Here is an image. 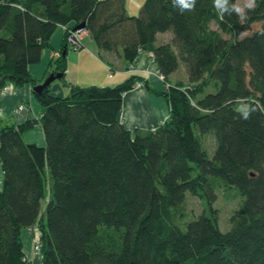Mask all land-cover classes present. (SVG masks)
Masks as SVG:
<instances>
[{"label":"trees","instance_id":"obj_1","mask_svg":"<svg viewBox=\"0 0 264 264\" xmlns=\"http://www.w3.org/2000/svg\"><path fill=\"white\" fill-rule=\"evenodd\" d=\"M257 4L241 21L219 18L212 0L183 14L172 0H144L136 14L125 0H0V87L36 85L29 65L55 29L84 21L102 51L127 62L150 51L169 103L163 123L132 130L118 115L123 94L142 82L136 74L65 84L63 94L53 81L33 89L40 117L0 126V264H26V229L37 230L41 264H264V0ZM165 31L170 39L157 42ZM62 53L51 71L61 77ZM180 63L187 83H171ZM243 105L257 108L248 120ZM36 123L45 145L22 137ZM219 193L238 199L226 230L213 206ZM189 195L202 203L192 217Z\"/></svg>","mask_w":264,"mask_h":264},{"label":"crops","instance_id":"obj_2","mask_svg":"<svg viewBox=\"0 0 264 264\" xmlns=\"http://www.w3.org/2000/svg\"><path fill=\"white\" fill-rule=\"evenodd\" d=\"M125 7L128 11L126 2ZM170 37L169 31L159 32L157 33V42L169 40ZM81 41L82 47L79 49L67 46V50L63 54L65 55V69L63 77H60L64 83L61 86L57 82H52L51 87L54 92L63 94L62 88L67 91L65 84L69 83L114 85L125 80L131 74H136L142 79V82L123 94L122 108L118 115L120 121L129 129L145 130L163 123L168 118L169 103L166 98L157 93V91H162L165 88L166 83L158 73L150 51L142 50L134 61L127 62L124 60L121 51L113 53L100 50L87 30L83 33ZM64 44L63 28L58 26L50 37L48 46L42 50L40 61L29 65V72L38 83L42 82L55 68L51 52L54 49H60ZM50 61L53 64H50ZM175 72L169 75L171 83L180 80L174 76ZM170 76L174 77L173 80H170ZM184 76L187 77L185 68ZM145 83L151 90L147 88ZM41 111V105L34 96L31 84L17 86L11 82H6L0 87V126L19 124L27 118L38 119ZM22 137L26 142L45 145L44 133L39 123L26 129ZM2 183L3 171L0 167V187ZM28 236L32 245L31 234ZM24 252L26 264H40L41 253L34 250L33 246L28 250L24 249ZM27 254L30 256L28 263Z\"/></svg>","mask_w":264,"mask_h":264},{"label":"rangeland","instance_id":"obj_3","mask_svg":"<svg viewBox=\"0 0 264 264\" xmlns=\"http://www.w3.org/2000/svg\"><path fill=\"white\" fill-rule=\"evenodd\" d=\"M143 1L144 0H125L126 5H127V9L129 11V12L128 11L127 12L129 14H136L139 10V6L141 5V3ZM138 2H140V3H138ZM212 26H215V24L213 22H212ZM258 26H259V22H254L251 25H249V27L247 29H245L243 31V33L250 32L251 30L257 28ZM84 29H85L84 30V32H85L87 29L85 27H84ZM59 50H60V55L58 57H60L61 52H63V51H61V49H59ZM58 57L54 58L51 56L52 59H57ZM183 67H184L183 64L180 63V65H179L178 69L176 70L174 76H177L178 79H180L184 83H187V77L184 76V68ZM170 77H171L170 80H173L174 77L173 76H170ZM53 82H57L61 86L64 83L62 78H56V79H54ZM140 83L141 82L136 83V84H140ZM62 90H63V93L66 91L65 88H62ZM203 141L209 149L212 148V140L209 136H205L203 138ZM237 200H238L237 198L226 199L219 193L217 199L214 201L213 206L217 208L218 225H219V228L221 230H226L229 227L228 217H229V214H230L232 208L236 205ZM44 202H45V199L42 200V204ZM201 209H202V203H201L200 199L197 196L189 195L188 196V202H187L188 217L196 216L201 211ZM26 234H28V235L31 234V237L33 238L38 233H37V230L35 232V231L29 230V229H26L22 232L21 237H22L23 247L25 250H28V249H30V247L33 246V241H32V245H31L30 244V237ZM33 249H34V246H33ZM34 250H36V249H34ZM36 251H38V250H36ZM38 252H40V251H38ZM27 258H28L27 259V263H28V261H30L29 254H27ZM40 264H41V262H40Z\"/></svg>","mask_w":264,"mask_h":264},{"label":"clouds","instance_id":"obj_4","mask_svg":"<svg viewBox=\"0 0 264 264\" xmlns=\"http://www.w3.org/2000/svg\"><path fill=\"white\" fill-rule=\"evenodd\" d=\"M172 6L181 14L193 12L195 11L196 0H172ZM212 6L221 19L225 16L236 15L241 21H244L247 19L249 12L256 10L258 4L257 0H236V2H232V0H212ZM237 111L243 119L248 120L251 114L257 111V108L243 105ZM261 111H264V109H261Z\"/></svg>","mask_w":264,"mask_h":264},{"label":"built area","instance_id":"obj_5","mask_svg":"<svg viewBox=\"0 0 264 264\" xmlns=\"http://www.w3.org/2000/svg\"><path fill=\"white\" fill-rule=\"evenodd\" d=\"M62 28L64 30H66L67 34H66V45L73 48V49H79L80 47H82V35L84 33V28L82 27H78V28H73V27H69V26H62ZM60 55V50L59 49H55L51 52V56L52 57H58ZM32 230V229H29ZM36 232V230H33ZM38 235V234H37ZM35 235L32 238L33 241V246L34 249L38 250L40 249V244H39V240H38V236Z\"/></svg>","mask_w":264,"mask_h":264},{"label":"water","instance_id":"obj_6","mask_svg":"<svg viewBox=\"0 0 264 264\" xmlns=\"http://www.w3.org/2000/svg\"><path fill=\"white\" fill-rule=\"evenodd\" d=\"M78 27H82L84 28L85 27V22L82 21L78 24H76L73 28H78ZM65 53V51H63V54ZM62 76V72H50L46 77L45 79L40 82V83H37L36 85L33 86V89L34 90H39L41 89L44 85H47L49 84L50 82H52L54 79L56 78H60Z\"/></svg>","mask_w":264,"mask_h":264}]
</instances>
